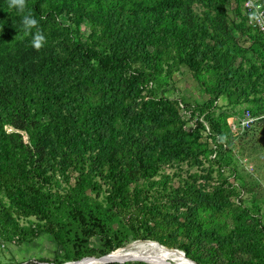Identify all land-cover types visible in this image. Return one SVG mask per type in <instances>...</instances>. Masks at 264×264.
<instances>
[{
	"label": "trees",
	"instance_id": "obj_1",
	"mask_svg": "<svg viewBox=\"0 0 264 264\" xmlns=\"http://www.w3.org/2000/svg\"><path fill=\"white\" fill-rule=\"evenodd\" d=\"M227 2L25 0L19 13L0 0L2 242L22 244L47 234L61 249L71 247V257L57 264L100 257L136 240L181 250L197 264H264L260 209L238 200L230 177L212 183L207 172L199 176L203 184L194 176L176 188L167 182L158 204L138 189L165 167L191 160L202 165L204 154L215 155L209 161L220 172L231 169L226 142L253 122L264 123V37L247 25L239 0L235 12L242 23L229 26ZM28 15L38 22L30 34L22 24ZM233 29L250 42L247 49L228 35ZM37 31L45 37L39 51L31 46ZM241 52L250 58H239ZM179 66L208 97L200 105L168 95ZM222 98L245 104L242 130L211 113ZM180 103L194 119L192 136L184 130L188 115ZM200 117L209 129L205 141ZM231 170L241 182L238 190L246 189ZM56 174L66 182L75 175L76 187L52 193ZM97 178L108 186L105 207L81 194L85 187L99 192ZM208 212L231 216V226L225 232L207 226L201 215ZM29 216L43 225L26 231L19 219ZM94 238L97 249L88 247Z\"/></svg>",
	"mask_w": 264,
	"mask_h": 264
},
{
	"label": "rangeland",
	"instance_id": "obj_2",
	"mask_svg": "<svg viewBox=\"0 0 264 264\" xmlns=\"http://www.w3.org/2000/svg\"><path fill=\"white\" fill-rule=\"evenodd\" d=\"M239 5L240 4H238V7L241 8ZM225 7L227 10L226 20L229 26L232 24L242 23L241 17L237 16L235 12V8L237 7L235 0H228ZM240 10L242 17L245 19L242 9ZM87 33L88 31L86 29L83 32V37H86ZM228 35L233 36L239 45L243 47V49H247L249 47L250 42L246 40L245 36H242L236 29H233L228 33ZM239 56V58L243 56L250 58L249 54L245 55L243 52L239 53ZM252 61L258 63L259 60L255 56H252ZM172 71L173 74L171 79L174 91L168 93L169 96L180 99L183 103L199 105L208 99L200 85H198V83L192 78V75L187 68L179 66L176 69L173 68ZM213 107L215 108L210 109L211 113L214 112L216 117L221 115L224 116L223 118L226 117L225 120H227V123L230 125L231 129V125L236 123H234V121H237L240 118L242 119L243 117H247L245 104L230 105L228 99L225 100L222 98L215 102ZM187 115L188 116H186L184 119V121L187 122L184 126V130L192 136L194 134V119L189 118L188 113ZM238 128L239 127H237L236 130H232H242V128ZM204 141L199 140L200 143H204ZM225 145L228 148L227 154L229 153L230 155L229 160L231 161V169H236V174L242 180V182H244V186H247L246 189L239 191L238 185L240 186L241 182L234 181L232 170L225 166L220 172V169H218L214 163L209 161V159L213 160L215 155L209 156L207 154L200 155L198 158L202 165H198L194 163L193 160H191L186 163L175 164L172 167H165L161 170L160 174L150 182L140 181L138 184V189L142 190L146 195V198L144 199L158 204V202L162 199V202L164 203V198L162 197L164 188L162 186L167 182L169 183V186L176 188L178 185H180L181 181L186 179L188 180V178L194 176L197 177L196 184H203L205 182H203L204 180L199 178V176H204L207 172H210L209 175L213 178V180L210 181L212 183L217 182L219 175H221L222 178L230 177L229 182L234 184L233 186L239 193L238 200H242L244 205L248 206L255 204L257 208L260 209V214H258L257 217L264 227V123L261 124V126L255 124L254 122L253 124H249L244 133L237 134V136L232 135L231 142H226ZM223 161H225V159ZM162 175H165V177L168 176L169 180H166L165 177L162 178ZM95 182L100 183L101 181L97 178ZM189 183H192V181L189 180ZM100 184L101 189H99V192L92 191V189L85 187L81 194L84 196V198H87L90 201V204L93 203L97 204L98 206L105 207V197L107 196L105 191L108 186L103 184V182ZM210 185L212 184L210 183ZM75 187L76 176L72 174L70 175L67 182L63 177L61 178L56 174L52 179L51 185L49 186L52 193L57 194L58 192V194L61 195L69 193V190ZM131 188L135 189L133 186H131ZM74 193L76 194V192ZM159 194L161 196H159ZM232 200L235 204L237 203V198H233ZM201 217L207 226L222 230L223 232L227 231L232 223V217L228 215L213 216L212 213L208 212L202 213ZM40 222L41 225H43L44 222L37 220L33 216L19 219L20 226L26 229V231L32 229L36 223ZM119 224L122 225L123 223L120 222ZM113 227L115 228L116 224H113ZM141 241L143 240L133 241L128 243L125 247L135 242ZM88 247L97 249L99 247V238L91 239L88 242ZM67 249L68 251H65L58 247L53 242L52 238L44 233L38 238H34L30 242L28 241L22 244H18L16 242L5 244L0 239V264H57L55 263L56 261L64 262L66 258L71 257V247L69 246ZM169 264H171V262H169Z\"/></svg>",
	"mask_w": 264,
	"mask_h": 264
},
{
	"label": "bare ground",
	"instance_id": "obj_3",
	"mask_svg": "<svg viewBox=\"0 0 264 264\" xmlns=\"http://www.w3.org/2000/svg\"><path fill=\"white\" fill-rule=\"evenodd\" d=\"M156 243V242H155ZM153 242H135L127 247L119 248L111 258L115 260H123L127 258H143L153 262H160L164 260L171 262V264H193L178 249H168ZM169 262H166L169 264ZM76 264H99L93 260H84Z\"/></svg>",
	"mask_w": 264,
	"mask_h": 264
},
{
	"label": "clouds",
	"instance_id": "obj_4",
	"mask_svg": "<svg viewBox=\"0 0 264 264\" xmlns=\"http://www.w3.org/2000/svg\"><path fill=\"white\" fill-rule=\"evenodd\" d=\"M8 7L15 8L19 13H22L25 7V0H7ZM252 4V0H250V5ZM261 5H255L254 11L250 14L249 20L250 22L256 21V22H264L261 21V14L259 12ZM22 24L24 27V31L26 34L31 33V29L35 28L38 24L37 20L30 15L24 16L22 20ZM45 43V37L42 33L37 31L32 38L31 46L33 49L39 51Z\"/></svg>",
	"mask_w": 264,
	"mask_h": 264
},
{
	"label": "built area",
	"instance_id": "obj_5",
	"mask_svg": "<svg viewBox=\"0 0 264 264\" xmlns=\"http://www.w3.org/2000/svg\"><path fill=\"white\" fill-rule=\"evenodd\" d=\"M240 1V6L243 11V14L246 18L247 25L255 29L262 37H264V22H250L249 16L250 14L254 11V6L255 5H261L259 12L261 14V21H264V7H263V0H252V4L250 5V0H239ZM183 105L180 103V108L183 109ZM183 109V113H188L189 112ZM200 121H203L202 117H200ZM248 120L247 119H241L239 123L232 124L231 127L233 130H236L237 127L243 128L244 126L247 125ZM203 124L205 126V131H201L202 136L204 137V140H206L205 137L209 135V129L206 123L203 121ZM210 142V140H208Z\"/></svg>",
	"mask_w": 264,
	"mask_h": 264
},
{
	"label": "water",
	"instance_id": "obj_6",
	"mask_svg": "<svg viewBox=\"0 0 264 264\" xmlns=\"http://www.w3.org/2000/svg\"><path fill=\"white\" fill-rule=\"evenodd\" d=\"M142 242H145V241H142ZM154 242V241H152ZM157 244H159L158 242H156ZM160 246H162L161 244H159ZM165 247V246H164ZM167 248V247H166ZM169 249V248H168ZM119 250V249H117ZM113 251L111 253H108L106 255H103V256H100V257H85V258H82V259H79L77 261H72V262H66V263H63V264H76V263H79V262H82L86 259L88 260H93L95 262H98L99 264H109V263H126V262H132V261H140V262H145V263H148V264H168L166 263L164 260H160V262H153V261H150V260H146V259H143V258H127V259H123V260H115L113 258H111V256L117 251ZM183 252V251H182ZM183 254L185 255V253L183 252ZM186 257V256H185ZM187 258V257H186ZM191 263L193 264H197L196 262H194L193 260L187 258Z\"/></svg>",
	"mask_w": 264,
	"mask_h": 264
}]
</instances>
